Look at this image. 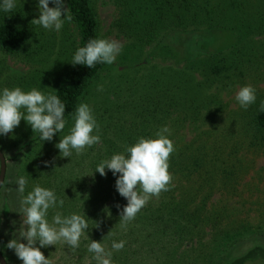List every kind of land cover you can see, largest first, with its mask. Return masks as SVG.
<instances>
[{"label": "trees", "instance_id": "16d2710c", "mask_svg": "<svg viewBox=\"0 0 264 264\" xmlns=\"http://www.w3.org/2000/svg\"><path fill=\"white\" fill-rule=\"evenodd\" d=\"M113 1L117 13L112 27L136 45L154 44L146 60L164 55L178 68L167 70V77L171 81L176 77L179 80L167 89L168 93L159 92L165 93L159 102L164 106L160 115L156 104L155 112L148 115L144 112L139 121L113 120L105 138L100 135L95 155L89 151L81 154L83 159L87 157L85 174L76 175L73 181L66 176L69 170L58 164L60 155L54 154L57 148L53 142L59 133L52 141L43 143L29 125L21 137L28 139L24 145L30 149L25 158L31 159L33 155L38 178L35 184L47 187L51 183L43 179L44 173L37 166L39 160L50 154L53 157L47 170H51L52 187L58 196L67 195L65 191L71 185L76 187L72 194L76 197L77 189L84 190L89 182L94 183L87 189V203L93 197L96 202L94 207L85 209L89 227L80 247L73 249L76 253L84 252L86 257H92L87 251L89 237L103 240L108 250L113 241L126 242L122 250L113 251V264H136L148 255L172 258L174 264H224L226 252L245 235H253L250 221L253 217L249 216L253 202L248 209L244 200L241 204L236 202L239 207L230 202L234 197L239 199L240 187L248 184L242 182L253 166V153H264V112L259 111L264 100V88L259 87L264 84V0ZM65 6L78 32V47L99 38V21L91 0H65ZM30 38L29 28L15 17L14 11L0 12L3 54L26 57ZM36 49L47 51L42 47ZM104 67L105 64H97L90 69L81 65L73 67L70 63L66 68L54 90L66 105V126L72 122L70 113L87 95ZM247 84L256 88V103L243 110L235 100L236 108L228 109L221 94L231 95L236 87ZM155 86L161 90V83ZM126 116L125 112L123 117ZM224 119L234 124L215 123ZM163 126L171 130L170 139L175 146L169 157L172 176L169 190L151 197L135 219L122 228L119 219L127 200L116 191V177L111 171L106 169L107 175L101 176L94 172L96 165L114 153L123 152L137 138L153 136ZM187 134H191L189 140ZM44 148L47 150L43 151ZM26 192L25 189L24 195ZM68 206L65 201L63 214ZM80 208L75 213L80 214ZM70 213L72 207L66 215ZM1 254L7 261L3 251ZM254 263L264 264L263 248H252L230 262Z\"/></svg>", "mask_w": 264, "mask_h": 264}, {"label": "rangeland", "instance_id": "374dc122", "mask_svg": "<svg viewBox=\"0 0 264 264\" xmlns=\"http://www.w3.org/2000/svg\"><path fill=\"white\" fill-rule=\"evenodd\" d=\"M145 1L152 2V0ZM37 3L38 0H17V6L13 10L14 15L31 32L29 46L26 50L28 55L26 57L7 56L0 51V88L19 86L27 91L36 87L45 92H54L59 81L64 76L74 52L78 48L79 36L72 21L65 22L59 33L46 31L31 22L33 19L38 18L39 15ZM91 3L99 21V38L115 40L122 45V51L117 56L116 61L112 65L105 64L103 71L94 80L87 95L82 100L92 107L100 127V135L105 138L106 133L110 132L109 127L113 124V120L119 121V123L129 122L130 119H133L132 121L135 122L139 121L138 117H141L142 114L145 116L144 112H147V115L149 113L153 114L156 104H159L157 112L160 115L162 107L164 108L163 104L159 103L161 96L164 92L168 93L169 90L167 89L175 85L176 81L179 80L176 77V80L171 81L167 77L166 71L178 70V68L173 66L172 62L167 61L164 55L160 56V58L146 60L153 52L154 44L148 46L136 45L132 41H127L122 34H119L117 28L112 27L117 13L115 1L91 0ZM49 6L52 7L53 5L50 4ZM150 8L151 6H149ZM8 17L9 15H7ZM37 47L45 48L47 51L42 49L37 50ZM30 51L32 53H29ZM155 83H161V90L157 89ZM97 85H103L102 92L97 91ZM259 87L264 88V84H260ZM176 89L178 90V87ZM239 89V87H236L231 95H227L226 93L221 94V97H224V101L228 105V109L236 108L234 101L236 92ZM162 90L164 92L159 93ZM125 112L127 116L123 117ZM148 118L150 117L147 116ZM215 123L227 125L234 124V121L224 119ZM72 124L73 121L65 127L63 133L60 134L61 137L69 132ZM28 126L25 121L21 120L20 125L14 129V133L0 136V151L4 154L6 160V174L0 189V250L3 251L9 264H22V261L15 255L14 250L6 248L9 240L13 238L20 239L19 228L22 221L21 200L24 193L21 194L17 191L16 181L20 176H25L28 179V185L26 186L27 194L32 190L35 181L38 179L36 166L32 163L33 155L31 159L25 158L26 152L30 150L26 144L24 145L28 139L21 137V133H25ZM60 135L53 142L54 146L59 142ZM190 137L191 134H187L186 140H189ZM45 150L47 148L43 149V151ZM87 151H89L90 155H95L97 144L87 148L82 154H85ZM31 154H29V157ZM54 154L59 155V150L57 149V153ZM52 157L53 154H50L47 158L45 157L37 163V166H40L44 173L43 179L51 182L47 188H53L52 185L54 184L51 170H47L51 167V163L45 164V161L49 162ZM86 158L83 159L81 154L77 155L73 152L70 158L60 156L57 162L60 167L69 170L66 176L69 178V181H73L76 175H82V172L85 174V163H88L85 162ZM80 159L83 161L78 162ZM76 163L80 164V166H76ZM243 180L242 185L248 183L247 185L249 186L240 187V198L234 197L230 204L239 207L240 205L236 202L240 201L241 204L244 200L247 202L245 209H248L251 206V202H253V212L249 213V216L253 217V220H250L253 224V235H245L238 244L232 246L226 252L224 264H230L231 261L243 256L252 248L260 247L264 249V153H253V166ZM93 184L89 182L84 187V190L77 189L76 197L72 195L76 187L71 188V185L67 187L68 190L65 191V194L67 192L68 194L64 196L59 195L58 197H63L62 199L67 204H70V206L66 208L64 214L62 209H60V212L66 215L69 207H72L73 212H75L77 208H80L78 206H81L83 209L80 208V214L86 215L85 209L87 207H94L93 204L96 202L93 197L87 203L89 196L87 189ZM54 214L53 210H49L48 219L50 222ZM244 216L245 214L241 217L243 218ZM13 221H15V224ZM82 239L83 236L81 237ZM42 249L41 251L50 259L51 264H79V262L81 264H95L92 257H86V253L84 252L76 253L77 251H73L71 247L62 242ZM177 259L178 256H175V260ZM167 263L174 264L172 258L161 259L159 255L155 257L148 255L147 258L142 259V262H136V264Z\"/></svg>", "mask_w": 264, "mask_h": 264}, {"label": "clouds", "instance_id": "9594fccd", "mask_svg": "<svg viewBox=\"0 0 264 264\" xmlns=\"http://www.w3.org/2000/svg\"><path fill=\"white\" fill-rule=\"evenodd\" d=\"M53 6L50 7L49 5ZM17 6V0H0V12L9 13ZM38 18L31 22L46 31L59 33L65 22H71L72 15L64 5V0H38ZM122 51V45L106 38L90 39L84 46L78 47L71 58L73 67L87 66L92 69L97 64L112 65ZM97 91H103V85H97ZM235 100L243 110H247L257 101L256 88L247 84L236 92ZM259 111L264 112V100ZM66 105L54 92H45L33 87L25 91L21 87L0 88V136L14 133L21 120L31 126L39 139L52 141L57 133L63 132L68 121L65 118ZM73 124L66 135L61 137L55 147L61 157L70 158L75 152L80 155L87 148L100 143V127L92 107L80 102L75 111L70 113ZM168 126L158 129L151 137H139L136 142L126 146L123 152L112 154L102 159L95 168L101 176H106V169L116 177L115 189L127 200L120 214V224L126 228L151 197H159L162 191L169 190L172 176L169 172V157L174 153V142L170 139ZM49 162L45 161L47 165ZM93 172V173H94ZM92 173V174H93ZM91 174V175H92ZM17 191L23 194L28 179L18 177ZM65 205L55 189L35 184L32 190L21 200L22 221L20 239L13 238L6 244L14 250L22 264H51L42 248L55 246L62 242L72 249L80 247L81 237L88 230L85 214L70 213L63 215L58 209ZM49 210L55 214L48 219ZM15 224V221H13ZM87 251L92 253L95 264H113V251L125 247V241H113L111 250L106 249L102 241L91 240ZM104 239V238H103Z\"/></svg>", "mask_w": 264, "mask_h": 264}, {"label": "water", "instance_id": "95a60500", "mask_svg": "<svg viewBox=\"0 0 264 264\" xmlns=\"http://www.w3.org/2000/svg\"><path fill=\"white\" fill-rule=\"evenodd\" d=\"M5 174H6V160L4 154L0 151V189L4 182ZM0 264H7L5 258L1 254V251H0Z\"/></svg>", "mask_w": 264, "mask_h": 264}]
</instances>
